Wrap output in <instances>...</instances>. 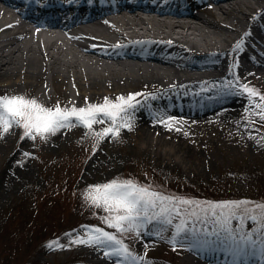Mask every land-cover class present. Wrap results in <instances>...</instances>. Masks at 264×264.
<instances>
[{
	"label": "bare ground",
	"instance_id": "bare-ground-1",
	"mask_svg": "<svg viewBox=\"0 0 264 264\" xmlns=\"http://www.w3.org/2000/svg\"><path fill=\"white\" fill-rule=\"evenodd\" d=\"M97 8L86 17L49 26L23 17L17 0H0V88L5 93L1 97L71 109L103 105L105 98L115 102L118 97L146 94L129 110L131 127H120L108 137L96 133L114 125L97 115L91 128L73 123L55 133L33 132L35 138H23V143L32 139L52 145L93 140L144 143L154 141L157 134L180 141L195 138L196 132L204 133V139L211 135L217 140L264 143V136L254 132L259 124L243 122L246 116H264L255 96L250 101L243 88L259 92L264 83V23L258 22L264 17V0H193L184 6L178 0H121L106 10ZM119 39L126 41L120 44ZM237 43L242 44L240 50ZM230 71L241 79L230 81ZM238 86L243 92L234 91ZM173 129L179 132L172 137L166 132ZM19 176L24 181L31 175ZM228 244L236 249L233 241ZM65 246L49 243L46 248L54 252ZM189 248L179 264H210L216 259L215 264H255L258 258L245 262L227 250L226 255H208L207 245L200 242ZM252 248L262 253L264 245ZM90 253L93 264L109 263V255L97 254L95 248ZM262 254L259 264H264Z\"/></svg>",
	"mask_w": 264,
	"mask_h": 264
},
{
	"label": "rangeland",
	"instance_id": "rangeland-1",
	"mask_svg": "<svg viewBox=\"0 0 264 264\" xmlns=\"http://www.w3.org/2000/svg\"><path fill=\"white\" fill-rule=\"evenodd\" d=\"M36 94L33 89L32 98ZM258 94L254 99L264 109L260 99L263 82ZM3 95L0 88V97ZM244 121L259 124L254 132L264 136L262 115L246 116ZM13 128L0 135V264H84L95 260L90 249L95 248L97 254L111 253L112 249L101 245L76 242L87 240L92 228L115 234L142 264H179L190 245L203 241L204 230L216 228L213 223H198L196 234L181 240L175 225L187 219L191 228L192 220L183 211L189 206L180 205L181 216L171 225L153 221L139 233H117L103 222L115 213L86 199L94 185L131 180L202 206L224 201L264 203V143L217 140L211 135L204 139V133L196 132L195 138L180 141L157 134L151 139L154 141L144 143L98 144L93 140L52 145L33 139L23 143L24 129ZM173 130L166 133L179 132ZM26 172L31 176L22 181L19 175ZM231 226L264 232L259 220H232ZM49 243L66 246L52 252L46 248ZM109 256L108 264H117L118 259L123 264L122 258Z\"/></svg>",
	"mask_w": 264,
	"mask_h": 264
},
{
	"label": "snow or ice",
	"instance_id": "snow-or-ice-1",
	"mask_svg": "<svg viewBox=\"0 0 264 264\" xmlns=\"http://www.w3.org/2000/svg\"><path fill=\"white\" fill-rule=\"evenodd\" d=\"M236 48L240 50L242 44L237 43ZM225 87H229V85L226 84ZM243 88L248 93L250 101L252 97L259 95L257 90L248 88L247 85H244ZM137 95L141 94H130L127 98L118 97L119 103H112L105 98L103 105L71 109L45 108L37 104L35 100L24 97H0V129L7 131L12 126L22 127L24 129L22 138H35L33 132L37 134L55 133L61 128L72 126L73 123L91 128L94 123L98 122L97 114L103 113L114 125L102 133H96L104 138L112 133H118L120 127H131L128 123V118L131 116L129 110L134 109L132 101ZM260 99L264 100V96H261ZM73 117L75 120L72 119ZM169 119L171 120V118ZM117 120L121 123H117ZM168 126L171 127V123H168ZM86 199L106 212L115 213V215L104 218L103 222L109 228L115 229L117 233L127 231L139 233L145 225L151 224L153 221L171 225L173 219L181 216L182 209L179 206L187 205L189 209L183 211L191 218L192 227H188L187 219H182L179 224L175 225L177 237L181 240L187 239L196 234L198 223H213L216 228L208 235L218 238L219 249H224L226 242L231 240L235 243L236 251L239 254H245L241 256L245 260L256 256L255 249L252 248L253 242L250 237L245 236H241L237 240L235 232H238L239 229L234 230L231 221L259 220L261 227L264 228V203L224 201L220 203L205 202L206 206H202L196 201L154 192L149 187L140 186L131 180L112 181L107 184L90 186ZM88 231L90 236L87 240L81 239L76 242L110 248L112 252H106V255L122 258L124 261H130L131 264H140L141 258L134 256L122 240L117 239L115 234L104 231L102 228H92ZM222 235L223 239H220ZM261 235L264 236V232ZM261 244L264 245V240H261ZM261 252L264 253V248L261 249ZM117 264H121L119 259ZM144 264H151V262L145 261Z\"/></svg>",
	"mask_w": 264,
	"mask_h": 264
}]
</instances>
